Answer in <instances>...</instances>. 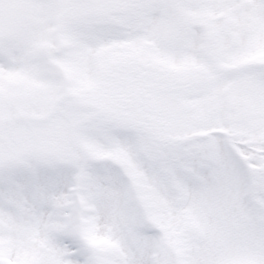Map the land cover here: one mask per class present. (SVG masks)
Returning <instances> with one entry per match:
<instances>
[{"label": "snow or ice", "instance_id": "1", "mask_svg": "<svg viewBox=\"0 0 264 264\" xmlns=\"http://www.w3.org/2000/svg\"><path fill=\"white\" fill-rule=\"evenodd\" d=\"M0 264H264V0H0Z\"/></svg>", "mask_w": 264, "mask_h": 264}]
</instances>
